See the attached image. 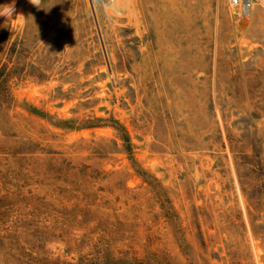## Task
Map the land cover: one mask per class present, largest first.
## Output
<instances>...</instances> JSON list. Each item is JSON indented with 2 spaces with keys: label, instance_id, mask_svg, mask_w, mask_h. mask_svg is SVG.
<instances>
[{
  "label": "rangeland",
  "instance_id": "rangeland-1",
  "mask_svg": "<svg viewBox=\"0 0 264 264\" xmlns=\"http://www.w3.org/2000/svg\"><path fill=\"white\" fill-rule=\"evenodd\" d=\"M16 14L0 17V264H264V0Z\"/></svg>",
  "mask_w": 264,
  "mask_h": 264
},
{
  "label": "clouds",
  "instance_id": "clouds-1",
  "mask_svg": "<svg viewBox=\"0 0 264 264\" xmlns=\"http://www.w3.org/2000/svg\"><path fill=\"white\" fill-rule=\"evenodd\" d=\"M42 2L43 0H29V3L37 9H41ZM14 15H16V19L23 17V15L16 14V0H12L10 4L0 5V17L5 18V24H8L13 21Z\"/></svg>",
  "mask_w": 264,
  "mask_h": 264
},
{
  "label": "built area",
  "instance_id": "built-area-1",
  "mask_svg": "<svg viewBox=\"0 0 264 264\" xmlns=\"http://www.w3.org/2000/svg\"><path fill=\"white\" fill-rule=\"evenodd\" d=\"M93 6L102 5L107 0H90ZM256 0H229L231 7L237 9L240 13L249 16L255 6Z\"/></svg>",
  "mask_w": 264,
  "mask_h": 264
},
{
  "label": "crops",
  "instance_id": "crops-1",
  "mask_svg": "<svg viewBox=\"0 0 264 264\" xmlns=\"http://www.w3.org/2000/svg\"><path fill=\"white\" fill-rule=\"evenodd\" d=\"M262 25H264V24L262 23Z\"/></svg>",
  "mask_w": 264,
  "mask_h": 264
}]
</instances>
